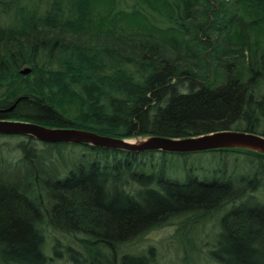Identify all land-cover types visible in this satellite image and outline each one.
<instances>
[{
  "label": "trees",
  "instance_id": "trees-1",
  "mask_svg": "<svg viewBox=\"0 0 264 264\" xmlns=\"http://www.w3.org/2000/svg\"><path fill=\"white\" fill-rule=\"evenodd\" d=\"M263 89L264 0H0V120L121 139L264 136ZM24 138L16 164L0 156V264H48L62 250L73 264H154L151 249L122 247L151 228L194 227L220 210L207 260L264 264V202L250 204L259 192L264 200V155L206 151L232 169L182 167L175 178L181 168L167 165L169 153L81 145L86 152L66 175L45 177L21 168L52 167L67 144L41 143L37 152V141ZM155 155L158 165L143 159ZM240 159L249 168L235 180ZM50 231L80 250L48 245Z\"/></svg>",
  "mask_w": 264,
  "mask_h": 264
},
{
  "label": "rangeland",
  "instance_id": "rangeland-1",
  "mask_svg": "<svg viewBox=\"0 0 264 264\" xmlns=\"http://www.w3.org/2000/svg\"><path fill=\"white\" fill-rule=\"evenodd\" d=\"M261 125L258 128L259 131L264 130L263 123ZM26 141V138L18 136L0 137V156L4 165H14L20 160L22 153L19 150L18 144L21 142L25 143ZM34 147L37 152H44L43 150L46 148L40 142H35ZM85 152L86 150L81 148V145H67V147L61 148V157L57 152L51 155V159L54 162L52 167L45 166L41 162H33L32 164H26L24 167H22L21 172L34 173L40 171V173H42V175L45 177H49L52 174L56 175V173L61 172L63 173L61 177H63L70 170V166L73 164L72 161L78 160L79 155ZM189 154L190 155L186 156L165 154V161L167 165L181 168L174 171L172 169L171 176L180 178L181 175L184 174L182 167H185L187 171L193 173L197 167H200L208 172H223L230 168L232 169V166L229 165L226 160H224L225 157H221L217 153L199 152ZM230 156L237 157L240 155L231 153ZM143 159H149L147 161L151 160L152 163L148 162V165H158V155L152 157L147 156ZM229 161L232 162L233 160L229 159ZM238 161L239 162L234 165V169L236 170L235 176H237L235 180H238L241 175H245V171L249 168L246 159H240ZM62 170L65 172H62ZM168 170L170 171L171 169L168 168ZM198 172H200V169ZM256 194L257 195L252 196L254 200H251L250 204L255 202H264V200L259 197V195H263V192ZM223 211L224 210L211 212L204 219V221L199 223L197 226L190 228L178 227L176 226V223L151 228L150 230L146 231L143 236L138 237L132 240L126 246H123L122 249L125 251V253L134 255L151 249L153 253L154 264H213L207 260L204 252L208 250L209 246H212L216 242L215 240L216 236H218L219 230V228L216 227V224L219 220V217L222 216ZM47 234L48 245L51 246L54 243V239L60 241L59 251L62 250V246L69 245L74 249H79L78 243L74 239H68L67 241L62 240V238L66 239V236L63 234H56L51 231L47 232ZM60 235L63 237L61 238ZM77 237L81 238L82 236L78 235ZM188 239H190V241H188ZM62 251L63 252H60L58 255H50L51 259L48 264H73L68 256L64 253V250Z\"/></svg>",
  "mask_w": 264,
  "mask_h": 264
},
{
  "label": "water",
  "instance_id": "water-1",
  "mask_svg": "<svg viewBox=\"0 0 264 264\" xmlns=\"http://www.w3.org/2000/svg\"><path fill=\"white\" fill-rule=\"evenodd\" d=\"M29 72L28 67L20 70L21 75ZM16 102L7 111L12 110ZM0 135L27 137L45 144L85 145L127 153L161 152L182 155L225 148H241L254 150L264 155V136L233 130L215 131L186 138L142 136L131 140L103 136L75 128H51L33 122L0 120Z\"/></svg>",
  "mask_w": 264,
  "mask_h": 264
},
{
  "label": "bare ground",
  "instance_id": "bare-ground-1",
  "mask_svg": "<svg viewBox=\"0 0 264 264\" xmlns=\"http://www.w3.org/2000/svg\"><path fill=\"white\" fill-rule=\"evenodd\" d=\"M249 133V132H248ZM262 136V135H261ZM253 148V147H252ZM225 149H232V148H225ZM255 149V148H254ZM248 150H250V149H248ZM252 151H254V150H252ZM203 152H206V151H203ZM256 152V151H255ZM195 153H199V152H195Z\"/></svg>",
  "mask_w": 264,
  "mask_h": 264
}]
</instances>
